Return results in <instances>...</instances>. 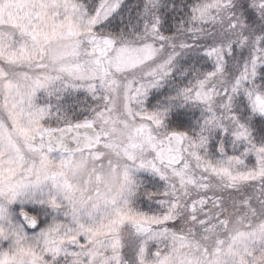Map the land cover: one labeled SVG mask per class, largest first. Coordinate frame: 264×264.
<instances>
[{
    "label": "snow or ice",
    "instance_id": "snow-or-ice-1",
    "mask_svg": "<svg viewBox=\"0 0 264 264\" xmlns=\"http://www.w3.org/2000/svg\"><path fill=\"white\" fill-rule=\"evenodd\" d=\"M0 264H264V0H0Z\"/></svg>",
    "mask_w": 264,
    "mask_h": 264
}]
</instances>
